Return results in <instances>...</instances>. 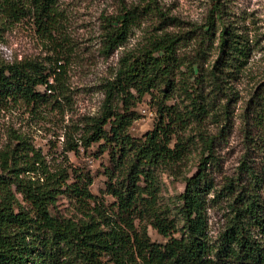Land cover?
Wrapping results in <instances>:
<instances>
[{"label":"trees","instance_id":"16d2710c","mask_svg":"<svg viewBox=\"0 0 264 264\" xmlns=\"http://www.w3.org/2000/svg\"><path fill=\"white\" fill-rule=\"evenodd\" d=\"M24 1L38 29L56 42L59 0H4L3 10L17 13ZM222 10L216 7L219 20ZM136 15V9L126 10L116 17L121 25L108 24L107 50L127 42ZM214 25L213 17L209 27ZM226 35L227 27L220 45L232 57L225 63L236 68L239 46ZM185 38L187 34L160 35L139 52L122 56L116 77L106 85L100 115L91 118L79 140L68 143V151L99 143V152H108L104 194L113 197L112 203L91 191L89 172L70 165L51 172L24 136H14L0 149V264H264V201L251 192L254 187L239 188V183L216 189L209 172L217 164L215 142L229 129L228 115L218 133L199 135L206 153L197 171L184 176L185 188L175 200L163 201V175L184 174L191 153L186 132L206 122L223 97L227 104L222 114H227L231 101L215 73L218 67L210 70L212 89L207 90L201 49L192 61L180 55L177 43ZM183 66L190 71L187 77H179ZM64 72L62 65L47 67L37 60L0 63V106L25 105L33 112L60 106V98H68ZM178 94L188 103L170 104ZM146 95L157 119L153 129L137 138L129 129L140 118L135 107ZM252 108L264 121V88ZM60 195L73 199L83 217L54 214L52 206ZM216 196L231 200V215L213 240L208 209ZM151 225L165 242L151 239Z\"/></svg>","mask_w":264,"mask_h":264},{"label":"rangeland","instance_id":"374dc122","mask_svg":"<svg viewBox=\"0 0 264 264\" xmlns=\"http://www.w3.org/2000/svg\"><path fill=\"white\" fill-rule=\"evenodd\" d=\"M3 1L0 0V63L37 60L47 67L62 65L68 98H60V106H49L41 112H33L25 105L0 106V149L14 140V136H24L41 152L51 172L67 165L89 172L94 180L91 191L107 204L112 203L113 197L104 194L108 181L106 171L111 165L108 152L100 153L99 143L68 151V143L79 140L91 118L100 115L106 85L116 77L122 56L139 52L157 36L187 34V38L178 40L180 55L192 61L193 54L201 49L207 90L212 89L210 70L218 67L215 73L222 78L221 85L231 101L227 114H222L227 104V98L223 97L206 122L193 124L186 132L184 137H191V153L182 176L163 175V201L171 203L183 192L184 176L197 171L206 153L199 135L218 133L226 115L230 126L215 142L217 164L209 170L216 189L230 182L239 183V188L254 187L251 192L264 201V121L259 120L252 108L264 88V0H59L56 42L38 29L27 2H22L19 12L9 15L3 10ZM218 6L223 9L221 20L216 12ZM130 9H136L137 15L127 42L107 50L108 24L116 22L117 16ZM213 17L215 25L209 27ZM225 27L230 34L226 36L239 46L240 61L234 62L236 68L225 63L232 56L227 53L228 48L222 51L220 45ZM181 71L184 73L179 77L190 74L186 66ZM181 99L178 94L169 103L182 106L188 103ZM135 110L140 118L129 133L140 138L153 129L157 112L149 95L137 103ZM257 179L258 185L253 183ZM215 199L208 209L213 240L224 230L231 215V200L217 196ZM52 212L63 218L83 217L76 202L67 195L56 199ZM148 232L153 241L167 240L152 225Z\"/></svg>","mask_w":264,"mask_h":264}]
</instances>
